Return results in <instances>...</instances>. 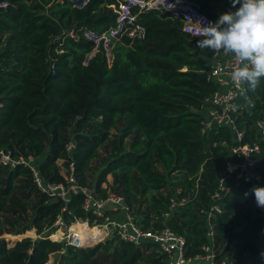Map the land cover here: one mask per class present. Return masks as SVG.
<instances>
[{
    "label": "trees",
    "instance_id": "trees-1",
    "mask_svg": "<svg viewBox=\"0 0 264 264\" xmlns=\"http://www.w3.org/2000/svg\"><path fill=\"white\" fill-rule=\"evenodd\" d=\"M5 1L9 7L0 12V150L34 157L40 174L52 183L64 182L57 163L65 168L72 158L81 184L99 193L106 184L123 197L141 228L166 225L182 236L188 256L211 244L219 259L264 264V59L233 116L241 141L228 127L203 135L202 102L216 88L208 79L211 44L185 34L180 21L137 13L143 37L121 35L109 61L97 54L83 66L92 44L82 31L112 26L120 0L82 5ZM193 1L223 34L239 32L229 4L236 2L235 11L243 0ZM70 142L74 149L68 156ZM237 144L259 148L251 153L249 176L240 179L228 171L237 163L232 154ZM93 162L100 167L94 179ZM221 179L230 190L215 198ZM172 201L182 205L169 210ZM81 203L77 195L64 204L39 192L24 165L0 167V264H46L55 253H61L57 264H166L152 243L135 245L111 236L75 248L43 234L58 215L67 224H98ZM212 206L220 211L207 218ZM80 224L81 242L98 239L95 228ZM29 231L42 238L14 243L4 238Z\"/></svg>",
    "mask_w": 264,
    "mask_h": 264
},
{
    "label": "built area",
    "instance_id": "built-area-1",
    "mask_svg": "<svg viewBox=\"0 0 264 264\" xmlns=\"http://www.w3.org/2000/svg\"><path fill=\"white\" fill-rule=\"evenodd\" d=\"M120 12L115 22L107 30L93 32L82 31V37L92 44L90 52L86 55L83 66L97 54H102L106 60H110L112 44L121 35L129 37L144 36L143 27L136 24V14L141 12H155L160 17L176 19L182 23L181 29L185 34L202 39L210 43L212 49L211 68L208 79L215 85L212 91L202 102L205 121L202 126V134L219 127H228L235 134V140L241 141L242 134L234 126V114L238 113V100L246 91L247 83L252 78L257 68L264 59L263 46H248L245 40V28L256 15L254 10L258 3L264 11V0H243V22L239 32L225 35L218 25L201 12L200 6L193 0H120ZM72 4H86L88 0H67ZM9 3L0 0V12L7 10ZM133 8L136 12H133ZM74 37L73 31L69 33ZM62 53V51H59ZM1 107V106H0ZM262 126L261 123L258 124ZM74 149L70 142L66 146L68 156ZM256 144L242 146L237 144L232 149L233 156L237 163L228 166L229 173L234 179L249 176V167L254 161L251 158L253 151H258ZM18 165H24L31 172L32 182L36 189L50 197H56L64 204H67L72 196H80L82 199L81 208L85 213H90L99 219V223L90 227L87 222L75 221L67 224L58 215L51 226L44 229L43 234L51 241L65 242L75 248L87 247L89 238L81 242L78 233L73 229L77 224L83 223L90 228H96L102 235L96 241H103L111 236H116L119 241L135 245L152 243L157 245L165 255L166 264H239L235 258H218L212 249L211 244L204 245L200 252L193 255H186L185 240L164 225L160 229L141 228L128 211V207L122 196L116 194L109 187L104 186L102 193L93 187L83 185L79 182L75 172V162L72 158L67 161L64 168V182H47L40 174L37 167V160L32 156L13 157L8 150H0V167L14 169ZM252 175V173H250ZM230 187L225 184L224 179L220 180L219 190L215 198L221 193L228 192ZM182 205V202L172 201L169 210ZM212 211L219 212L217 206H212L207 212L210 218ZM167 219L169 212L163 214ZM60 234L55 239L52 237ZM208 239H212V232L209 226Z\"/></svg>",
    "mask_w": 264,
    "mask_h": 264
},
{
    "label": "crops",
    "instance_id": "crops-1",
    "mask_svg": "<svg viewBox=\"0 0 264 264\" xmlns=\"http://www.w3.org/2000/svg\"><path fill=\"white\" fill-rule=\"evenodd\" d=\"M235 3L236 2L230 3L229 9L234 10ZM242 9H243V6L239 9H236L235 11L239 15H242V11H243ZM254 10L256 11V15L253 18V20L250 21V23L245 28L244 35H245L246 45L253 46V47L263 46L264 45V11L260 8L258 3L255 5ZM240 24L242 25V22H240ZM59 162L61 164H63L62 161H59ZM59 162L57 163L58 166H59ZM59 168H60V166H59ZM81 231H82V226H81ZM31 232L35 234L34 231H29V233H31ZM26 233H28V232H26ZM19 236H21V235H19Z\"/></svg>",
    "mask_w": 264,
    "mask_h": 264
},
{
    "label": "rangeland",
    "instance_id": "rangeland-1",
    "mask_svg": "<svg viewBox=\"0 0 264 264\" xmlns=\"http://www.w3.org/2000/svg\"><path fill=\"white\" fill-rule=\"evenodd\" d=\"M59 166H60V174L63 176L64 175V167L62 166V164L59 162ZM97 163L96 162H93L92 164H91V177H93V179L95 178V176H96V174L98 173V170H100V167L98 166V168H97ZM107 180H108V182L109 183H111L112 182V178H111V176H107ZM106 184H104V186H105ZM73 229L78 233V235H79V237L81 236V227H80V225L79 224H77V225H75L74 227H73ZM101 232V231H100ZM97 233H99L98 231H97ZM102 233V232H101ZM22 236V237H21ZM21 236H19V235H16V236H10V235H4V238L6 239V241H8L9 243H14L15 241H17V240H21V239H23V238H30L32 241H36V240H38V239H40V238H42V237H39V236H37V235H35L34 233H24L23 235H21ZM60 235L59 234H57V239H58V237H59ZM101 236V235H100ZM99 236V237H100ZM55 242H58V241H55ZM62 243H63V241H61ZM99 241H96V240H92V241H88L86 244H87V247H91V246H94V245H96L97 243H98ZM60 254L61 253H55V254H51L50 256H49V260H48V262L46 263V264H57L58 263V259H59V256H60Z\"/></svg>",
    "mask_w": 264,
    "mask_h": 264
},
{
    "label": "water",
    "instance_id": "water-1",
    "mask_svg": "<svg viewBox=\"0 0 264 264\" xmlns=\"http://www.w3.org/2000/svg\"><path fill=\"white\" fill-rule=\"evenodd\" d=\"M229 13H230V15L235 19V21H236L237 23H240V22H241V16H240L237 12H235V11H233V10H230ZM36 243H37V242H36Z\"/></svg>",
    "mask_w": 264,
    "mask_h": 264
},
{
    "label": "bare ground",
    "instance_id": "bare-ground-1",
    "mask_svg": "<svg viewBox=\"0 0 264 264\" xmlns=\"http://www.w3.org/2000/svg\"><path fill=\"white\" fill-rule=\"evenodd\" d=\"M97 231L99 232V233H97ZM95 234H96V236L99 238V236L100 235H102V233L99 231V230H97L96 228H95ZM81 240V239H80Z\"/></svg>",
    "mask_w": 264,
    "mask_h": 264
}]
</instances>
